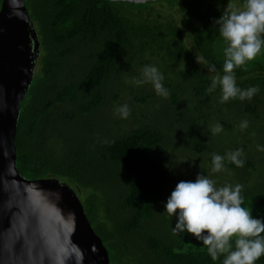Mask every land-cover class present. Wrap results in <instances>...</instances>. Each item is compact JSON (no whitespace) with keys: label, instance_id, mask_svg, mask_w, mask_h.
<instances>
[{"label":"trees","instance_id":"obj_1","mask_svg":"<svg viewBox=\"0 0 264 264\" xmlns=\"http://www.w3.org/2000/svg\"><path fill=\"white\" fill-rule=\"evenodd\" d=\"M227 3L244 0H24L39 56L20 103L16 167L25 179H56L76 193L110 264H223L226 253L212 260L202 242L175 235V218L164 212L177 183L197 175L216 188L242 185V207L264 221V48L234 70L238 88H259L251 100L221 102L219 86L207 91L216 74L209 65L223 75L226 45L214 21ZM161 4L178 17L161 14ZM134 66L142 76L145 66L156 67L168 95L150 82L125 86ZM124 91L145 111L130 108L123 119L110 109ZM217 124L223 130L213 133ZM60 127L71 132L66 144L56 138ZM237 150L243 167L227 159ZM213 154L225 158L223 171H212Z\"/></svg>","mask_w":264,"mask_h":264},{"label":"water","instance_id":"obj_2","mask_svg":"<svg viewBox=\"0 0 264 264\" xmlns=\"http://www.w3.org/2000/svg\"><path fill=\"white\" fill-rule=\"evenodd\" d=\"M144 4L156 0H108ZM39 41L24 0L0 6V264H110L80 200L56 179L16 167L20 103L34 78Z\"/></svg>","mask_w":264,"mask_h":264},{"label":"clouds","instance_id":"obj_3","mask_svg":"<svg viewBox=\"0 0 264 264\" xmlns=\"http://www.w3.org/2000/svg\"><path fill=\"white\" fill-rule=\"evenodd\" d=\"M219 36L225 43L223 49V75L215 65H209L208 71L216 73L212 77L208 93L218 86L221 89V102L239 98L251 100L258 92V87L240 89L236 86L234 70L253 61L264 48V0H244L242 6L227 3L220 17L214 21ZM198 63V60H197ZM144 79L136 83H151L156 94L167 96L163 87V75L154 66H145L142 70ZM121 118L130 115L127 104L116 109ZM241 128H247L243 121ZM221 125L213 128V133L222 131ZM242 150L227 154V159L243 167L240 159ZM224 157L212 155V171L224 170ZM242 185L214 186V181L204 175H197L194 181L181 180L177 183L164 204V212L175 218L173 233H187L206 246L212 260L221 254H227L223 264H255L264 255V221L253 218L251 209L242 207ZM235 237V250L230 241Z\"/></svg>","mask_w":264,"mask_h":264},{"label":"rangeland","instance_id":"obj_4","mask_svg":"<svg viewBox=\"0 0 264 264\" xmlns=\"http://www.w3.org/2000/svg\"><path fill=\"white\" fill-rule=\"evenodd\" d=\"M155 9H157L163 15H167V14H170L171 13V15L173 17H175V18L178 17V13L177 12L168 10V8L165 7V5H163V4L156 5L155 6ZM38 70H39V67L36 68V73L38 72ZM129 73H135L137 75L132 76ZM62 74H63V79L70 77V75H71L70 68L68 66L66 68H64L63 71H62ZM142 78H143V76L141 75V68H139L137 66H134L132 69L127 70L124 73L123 78L121 79V82L122 83L124 82L125 86L133 85V88L134 89H137V87H134L136 84H138V83H136V81L143 80ZM127 93L129 94L128 91L122 92L119 101L117 103H115L114 104L115 106L114 107H111L110 109L114 110V112H115L116 111V108H118V107H120L122 105L127 104L128 107H129V109L130 108L133 109V107H134L136 113L141 112V109H143L145 111V107L144 106H141L140 104H136V103L129 104V102H131L130 101L131 100V96L128 95ZM106 111H107V109H106ZM109 112H112V111L109 110ZM58 115L61 116L60 121H62L65 124V126H66L67 129L69 127L70 128H73V127H71L73 125V122L71 121V119H69V116H67V115H65L63 113L62 114H58ZM69 133H71L70 130L67 131L65 129V127H60L59 129L57 128L56 129V138L58 139V142L60 144H66L65 143V139H68L67 137L69 136ZM175 143H178V140H176ZM261 144H262V141H260V145ZM261 146L264 147V145H261ZM248 149L251 150V151L253 150V148H251L250 146H248ZM182 160H183L184 163L187 162V158H185V157H183ZM190 161H193V158L190 157ZM259 164L260 165H263V162H260Z\"/></svg>","mask_w":264,"mask_h":264}]
</instances>
